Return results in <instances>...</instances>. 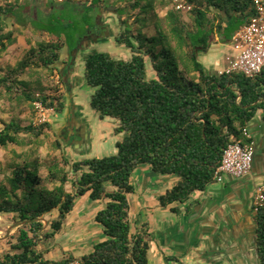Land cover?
Returning a JSON list of instances; mask_svg holds the SVG:
<instances>
[{
	"label": "trees",
	"instance_id": "obj_1",
	"mask_svg": "<svg viewBox=\"0 0 264 264\" xmlns=\"http://www.w3.org/2000/svg\"><path fill=\"white\" fill-rule=\"evenodd\" d=\"M121 1L126 5L118 16L120 28L114 41L130 50V58L116 59L97 51L84 57V79L93 89L91 108L100 119H116L114 131L123 133L115 143L116 153L72 162V172L82 171L71 191L66 189V159L46 165L35 156L11 163L9 175L0 180V213H10L14 222L25 223L10 236L8 249L0 252V264H148V234L142 228L132 231L129 223L127 195L135 192L131 175L137 166L147 163L155 174L176 175L178 181L158 201L163 207L183 203L215 181V169L231 138L248 141L243 129L257 110L264 120V68L250 78L240 72H210L200 60L217 40L230 42L254 14L253 0H186L191 5V23L174 9L159 15L158 9L170 0ZM106 2L90 0L81 5L89 17L94 7L105 8ZM16 3L0 5L1 51L16 40L11 29L4 31L3 19L14 14ZM129 10H136L133 25L122 17ZM148 21L151 35L143 31ZM55 34L54 40L30 47L14 66L0 67V98L28 101L22 111H34L35 102L63 111L59 86L50 87L52 94L41 87L37 93L22 79L33 69L53 68L59 60L66 43L60 33ZM147 61L153 76L148 74ZM59 82L67 86L62 72ZM49 128L47 121L22 125L12 118L2 123L0 146L17 144L21 135L38 138ZM85 195L92 201L106 199L94 215L105 239L78 258L69 252L58 259L46 258L38 244L60 231L76 199ZM170 210L177 211L176 207ZM52 212L56 216L42 230L43 218ZM254 222L258 264H264V203L254 211Z\"/></svg>",
	"mask_w": 264,
	"mask_h": 264
},
{
	"label": "rangeland",
	"instance_id": "obj_2",
	"mask_svg": "<svg viewBox=\"0 0 264 264\" xmlns=\"http://www.w3.org/2000/svg\"><path fill=\"white\" fill-rule=\"evenodd\" d=\"M14 1L0 0V3L6 4ZM16 1L14 14L5 17L6 27L4 28V31L11 29L16 40L6 50H0V67L6 69L14 66L30 47L36 46L39 42L52 41L56 37L55 32L60 33L66 45L61 49L59 60L54 64L53 68L33 69L23 75L22 79L37 93L41 87L45 93L52 94L50 87L59 86V91L63 93L64 109L62 112L50 109L45 114L50 128L45 130L38 138L21 135L17 144H8L5 147H0V180L5 179L9 175L8 167L11 163H21L35 156L43 158L46 165H49L53 160L61 161L66 159L68 165L65 166V170L68 171L69 175L66 189L71 191L73 190V180L82 171L72 172L71 163L86 158L114 155L116 153L115 143L121 140L123 136V133L114 131V127L118 125L116 119L108 117L100 119L90 106V97L93 89L86 84L84 79V57L90 52L97 51L108 52L116 59L128 60L130 58V50L116 44L114 41V37L120 28L118 16L121 14V8L126 3L121 0H106L105 8L94 7L91 11V16L88 17L81 3L86 5L90 0ZM170 9H172L171 2L165 7L158 9L159 15L163 16ZM188 12H181L180 15L186 22L191 23ZM135 13L136 10L125 11L122 17H127L128 23L133 25ZM100 21L108 28L105 29L99 26ZM45 28L50 29L48 30L49 32L44 31L43 29ZM143 31L148 35L152 34L149 21L146 22ZM216 36L214 37L215 41ZM206 67H208L210 72H213L215 68L213 65H206ZM147 68L150 76L155 75L151 71L148 61ZM61 72L66 78L67 86L59 82V74ZM73 91L78 104L81 106V114L91 127V132L89 130V132H86V134L89 133L87 140L91 139V144H89L91 148L88 152L80 151L81 154L79 156L81 157L74 156L72 143L79 138L75 133L82 132L86 125L81 128L77 124H75L76 126L73 125L77 117L74 102H72L74 99ZM26 106H28V101L26 100L17 103L15 99H10L8 96L0 98V128L2 123L12 118L19 120L22 125L41 123L37 120L35 104L33 103L34 111L31 109L22 111ZM64 118H66L65 122L68 121V124L73 125L69 131L62 128L64 124L61 120ZM56 141L59 142V146L56 145ZM261 150L262 147L260 146L258 154H260ZM42 173H46L45 168L42 169ZM160 177L164 176L154 174L147 163L138 165L132 173L131 180L137 186V192L127 195L130 207L129 223L132 231H135L137 226L143 227L141 222L144 220V214L137 209V206L145 203L149 206L148 209L155 207L156 200L153 198V191L157 188L156 186H161ZM108 188L110 189V186ZM162 188L164 190L165 187ZM105 202L106 199L92 201L86 195L78 197L75 201L74 210L67 215L60 231L52 238L38 244V248L45 253V257L58 259L64 252H69L78 258L90 252L97 243L103 241L105 235L101 226L94 221V215L104 207ZM55 216L56 212L45 215L42 230L48 228V221ZM161 218L164 217L158 215L154 218L157 231L153 232L154 234L148 239L149 245L152 244V241L159 239L158 227L159 219ZM16 223L13 221L12 214L0 213V252L8 249V242L11 241L10 236L19 227L15 225Z\"/></svg>",
	"mask_w": 264,
	"mask_h": 264
},
{
	"label": "crops",
	"instance_id": "obj_3",
	"mask_svg": "<svg viewBox=\"0 0 264 264\" xmlns=\"http://www.w3.org/2000/svg\"><path fill=\"white\" fill-rule=\"evenodd\" d=\"M231 54L230 42L217 40L200 55V60L206 70L209 71L206 65H213V72H218L228 65L227 57ZM73 96L77 116L73 125L80 128L86 125L82 132L75 133L79 138L72 143L74 156L81 157L80 151L88 152L91 148V139L87 140L89 133L86 134L91 132V127L81 114L74 91ZM66 118L61 120L62 128L69 131L73 125L65 122ZM246 130L254 143V162L245 176H225L221 182L209 184L204 191L193 192L185 202H175L165 208L159 204L158 196L179 178L158 174L164 177H160L161 186H156L153 191L155 207L148 209L145 203L137 206L144 214V220L141 222L143 227L135 229H144L148 239L157 231L154 218L158 215L164 217L159 219V239L149 245L148 264H258L253 203L256 188L264 183V120L261 110H257L247 123ZM260 146L262 150L258 154ZM133 184L137 192V186ZM170 207H176L177 211H171Z\"/></svg>",
	"mask_w": 264,
	"mask_h": 264
},
{
	"label": "built area",
	"instance_id": "obj_4",
	"mask_svg": "<svg viewBox=\"0 0 264 264\" xmlns=\"http://www.w3.org/2000/svg\"><path fill=\"white\" fill-rule=\"evenodd\" d=\"M172 9L178 12H188L191 5L186 0H170ZM254 14L231 37L230 44L233 54L227 57L228 65L219 70L218 74L240 72L255 78L264 68V0H253ZM37 120L45 122V114L49 112L40 102H35ZM243 137L248 140L231 141L223 150L219 163L214 172L215 181L221 182L225 176L240 178L251 170L254 154V143L243 129ZM264 203V183L256 188L253 210L256 211ZM77 264V263H76Z\"/></svg>",
	"mask_w": 264,
	"mask_h": 264
},
{
	"label": "water",
	"instance_id": "obj_5",
	"mask_svg": "<svg viewBox=\"0 0 264 264\" xmlns=\"http://www.w3.org/2000/svg\"><path fill=\"white\" fill-rule=\"evenodd\" d=\"M25 223V221H18L15 225L16 226H21L22 224H24ZM45 224H46V222H45ZM44 226V225H43Z\"/></svg>",
	"mask_w": 264,
	"mask_h": 264
},
{
	"label": "flooded vegetation",
	"instance_id": "obj_6",
	"mask_svg": "<svg viewBox=\"0 0 264 264\" xmlns=\"http://www.w3.org/2000/svg\"><path fill=\"white\" fill-rule=\"evenodd\" d=\"M102 9H103V8H102ZM99 26H101V27H103V28H105V29L108 28V26H104L103 23H102L101 21L99 22Z\"/></svg>",
	"mask_w": 264,
	"mask_h": 264
}]
</instances>
